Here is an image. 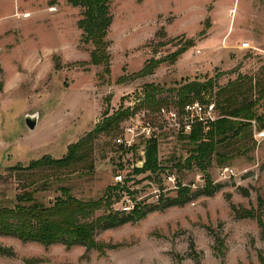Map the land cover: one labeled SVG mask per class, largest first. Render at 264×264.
<instances>
[{
    "label": "rangeland",
    "instance_id": "rangeland-1",
    "mask_svg": "<svg viewBox=\"0 0 264 264\" xmlns=\"http://www.w3.org/2000/svg\"><path fill=\"white\" fill-rule=\"evenodd\" d=\"M81 14L67 0H0V206L14 207L31 180L29 191L36 189L37 200L50 206L62 197V188L82 201L100 200L122 175L133 194L117 191L113 212L154 209L185 186L193 195L209 184L222 188L97 232L101 251L0 235V247L14 252L0 254V264H264L258 222H264V139L255 137L264 127L258 123L238 155L223 164L215 157L207 173L197 167L178 170L192 145L148 109L137 114L160 125L157 174L134 170L142 168L144 141L123 152L106 135L95 143L91 171L32 175L11 169L44 156L62 158L70 144L94 129L104 110L112 115L142 103L146 85L162 88L159 98L172 103L174 90L188 82L221 75L223 87L239 75L257 79L264 70V0H112L109 75L89 64L92 46L82 42L77 26ZM188 40L194 46L171 63L170 56ZM245 42L250 48L241 47ZM151 59L166 61L153 75L133 77ZM258 114L264 118V102ZM28 115L40 117L35 130L26 126ZM240 146L223 152L232 156ZM169 175L182 185L175 187ZM247 214L255 217L240 218Z\"/></svg>",
    "mask_w": 264,
    "mask_h": 264
},
{
    "label": "trees",
    "instance_id": "trees-1",
    "mask_svg": "<svg viewBox=\"0 0 264 264\" xmlns=\"http://www.w3.org/2000/svg\"><path fill=\"white\" fill-rule=\"evenodd\" d=\"M75 8H81V19L77 22L82 31V42L90 44L89 64L102 67L105 75L111 73L110 41L108 34L113 22L111 15L112 0H67ZM165 36V34H164ZM193 40H188L172 56L170 62L178 61L188 49L194 46ZM165 59H151L146 66L133 77H147L153 75L155 70ZM217 78H210L205 82L192 81L177 88V97L171 103L169 100L159 98L164 92L162 88L146 85L144 99L134 108L121 107L110 115L109 110H104L100 122L94 129L83 135L77 142L67 147V153L60 159L44 156L39 160L30 162L25 167H13L14 171L44 172L64 171L74 173L78 171H91L93 168V153L96 141L103 135L114 137L120 134L121 124L135 116L141 109L157 113L162 107L170 104L183 109L194 100L212 102L215 104L218 118L208 126L197 125L190 135H182L192 149L190 156L184 161L180 160L176 167L178 170L199 168L207 173L216 157L218 163L223 164L244 149V141L253 135L254 122L264 127V118L258 114V109L264 102V70L257 79L247 75H239L235 81L228 82L226 86H219ZM217 89V90H216ZM208 93L210 98H203ZM243 142V144H242ZM240 143L236 154L229 156L225 150ZM120 151L126 152L122 146H117ZM145 163L142 168L134 169L136 174L150 172L157 174L161 171L158 161V141L151 139L145 144ZM246 152V151H243ZM242 152V153H243ZM39 171V172H38ZM31 185H35L31 180ZM29 184V185H30ZM27 186L24 192L17 196L14 207L0 206V235L12 237L23 243H38L45 247L63 245L66 248L81 246L87 251L99 250L101 247L95 239L99 231L115 229L128 223L138 222L150 212L166 209L172 206H183L193 197L214 196L222 187L209 184L194 193L189 187H181L176 198L163 201L154 209L141 208L131 212H113L111 205L117 191L130 192L127 183L117 184L108 188L106 196L96 201H82L72 196L67 188H62V197H58L50 206L37 200L35 190L29 191ZM182 185L181 183L179 184ZM169 201V202H167ZM106 209L104 214L96 215L101 209ZM253 214L240 215V218H254ZM259 225L264 234V222L259 218ZM0 254L14 256L10 248L0 247Z\"/></svg>",
    "mask_w": 264,
    "mask_h": 264
},
{
    "label": "built area",
    "instance_id": "built-area-1",
    "mask_svg": "<svg viewBox=\"0 0 264 264\" xmlns=\"http://www.w3.org/2000/svg\"><path fill=\"white\" fill-rule=\"evenodd\" d=\"M241 47L247 49L250 48V44L245 42ZM157 117L164 124L173 128L177 134L190 135L195 126H208L217 120L218 114L214 103L194 100L188 103L183 109L177 107H162L157 112ZM159 126L146 114H136L123 127L121 135L115 139V144L131 151L134 150L140 141H144L145 149L146 142L157 137ZM255 137L256 139L263 140L264 131L255 132ZM142 156L143 159L138 167H143L145 163V150H143ZM167 179L175 183V187L178 188L180 186L176 177L169 175ZM116 180L118 181L117 183L124 184L122 175H118Z\"/></svg>",
    "mask_w": 264,
    "mask_h": 264
},
{
    "label": "water",
    "instance_id": "water-1",
    "mask_svg": "<svg viewBox=\"0 0 264 264\" xmlns=\"http://www.w3.org/2000/svg\"><path fill=\"white\" fill-rule=\"evenodd\" d=\"M39 117L37 115H28L26 117V125L30 130H34L38 124Z\"/></svg>",
    "mask_w": 264,
    "mask_h": 264
},
{
    "label": "crops",
    "instance_id": "crops-1",
    "mask_svg": "<svg viewBox=\"0 0 264 264\" xmlns=\"http://www.w3.org/2000/svg\"><path fill=\"white\" fill-rule=\"evenodd\" d=\"M39 121H40V117H39L38 123H39ZM26 126H27V125H26ZM37 126H38V125H37ZM35 129H36V128H35ZM35 129H34V130H35ZM29 130H30V129H29ZM31 131H32V130H31ZM66 147H67V146H66ZM65 155H66V154H65ZM65 155H64V156H65ZM64 156H63V157H64Z\"/></svg>",
    "mask_w": 264,
    "mask_h": 264
}]
</instances>
